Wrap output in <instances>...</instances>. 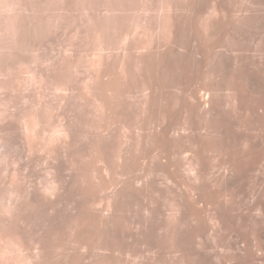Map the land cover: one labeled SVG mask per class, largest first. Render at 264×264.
I'll use <instances>...</instances> for the list:
<instances>
[{
	"label": "rangeland",
	"instance_id": "374dc122",
	"mask_svg": "<svg viewBox=\"0 0 264 264\" xmlns=\"http://www.w3.org/2000/svg\"><path fill=\"white\" fill-rule=\"evenodd\" d=\"M261 16L264 0H0V264H264V217L241 215L264 172L216 181L264 156V127L238 112ZM172 47L200 70L175 92L213 84L222 103L181 156L162 135L179 106L157 112L148 73Z\"/></svg>",
	"mask_w": 264,
	"mask_h": 264
},
{
	"label": "bare ground",
	"instance_id": "6f19581e",
	"mask_svg": "<svg viewBox=\"0 0 264 264\" xmlns=\"http://www.w3.org/2000/svg\"><path fill=\"white\" fill-rule=\"evenodd\" d=\"M218 4L219 2L216 1L213 5L215 7ZM239 18H244V21L242 22V24L249 27V28L247 27V33H249L250 31H252L251 29L253 28L254 24L259 23L260 16L241 15ZM261 21L264 25V16H261ZM218 31L220 30L218 29ZM261 50L264 52V47ZM260 51L257 53L255 52L252 53L250 57L251 62L243 64V61H241V59H238V63L241 65V67L247 66V67H250L251 69L258 68V70L256 71L257 79L254 84L255 88L251 90L248 87V82H247V87L250 90L248 91V95L246 96V98L245 99L242 98V101H241L242 106L238 109L239 110L238 112L241 114H245L248 117V119H250L252 122H256L257 124L262 125L264 127V60H263V63H260L259 61L260 59L257 58ZM176 53H177V50L174 47H172L170 49V52L166 56H162L159 59L158 58L153 59L154 62L151 61L149 63L148 73H149V77L152 80L151 86L154 92V97H153L154 104L153 103L152 104L153 106H155L157 112L161 114L162 113L168 114L169 105L170 103H173V102L176 103L177 106H179V115L177 114L178 123L163 127L165 133L162 135L163 137L164 136L166 137V140L169 142V144H171L172 147L174 146L173 148L176 150L177 154L181 156L186 150L188 151V145L190 144L191 139H189L190 137L187 139V137L190 136V134L196 133L199 135L198 136L199 138H202V137L204 138L214 133L211 121L220 117L222 103L220 102L218 98V95L216 93V88L213 84L207 85L205 89L206 91L200 95L195 89L189 90L188 87L190 86L186 88V92L188 94L185 93L184 96L182 95L180 96L178 93H176L177 92L176 90L179 89L178 87L181 86L183 81L189 85L190 82H192L194 77H199V72H200V70H198L199 66L197 64L193 65L192 70H189L188 68H186V66H188V63L184 62L183 58L182 60L178 58ZM178 59H180V61H178ZM261 64L263 65L261 66ZM176 73L179 74L178 77H176ZM117 79H118V76H117ZM112 82H114V80ZM102 85L103 84H101V87ZM106 85H108L107 82H106ZM115 89H117V87H115ZM115 89H114V98H113L115 101V104L114 102L113 104L111 102V104L114 105L113 107L116 108L118 107L119 103L117 104L118 96L116 97L117 92H115L116 91ZM109 96L110 95H108V97ZM110 100H112V98ZM113 107H112V110L114 109ZM155 108H152V109L155 110ZM163 128L161 129L163 130ZM255 128L256 127H254V130H256ZM173 132L176 133L178 137L180 136L183 138L182 144H180L177 140L169 138L170 136L167 134H170ZM183 132L188 133V135L186 136L183 135L184 134ZM162 135H160V137ZM163 137H161V139ZM184 139H187V140L184 142ZM157 140H158V137H157ZM191 151L194 154L193 156H194V159L196 160L195 161L196 165L199 166L201 170H204L203 160L198 157L197 153L194 150H191ZM257 152L258 151L249 152V155H246L244 158H240L236 161L232 159L226 160L221 166L220 170L217 172L218 173L217 175L218 177L216 179L217 183H220V184L225 183L226 185L228 181L230 183H234L236 180L238 181L240 178L244 176L256 178L260 174H262L264 172V156L261 157L262 154L260 153L261 160H260V165H258L256 159L259 157V153ZM263 155H264V151H263ZM240 160L242 161L245 160L246 163L245 164L243 163L244 165L242 164L239 165ZM142 169H143V166H142ZM229 185H227V187ZM188 191H195V190H188ZM249 205L250 206L246 207L245 211H242L241 215L243 216L242 218L243 220L252 222L254 220V217L261 218V219L264 217V203L260 201V198L252 202Z\"/></svg>",
	"mask_w": 264,
	"mask_h": 264
}]
</instances>
